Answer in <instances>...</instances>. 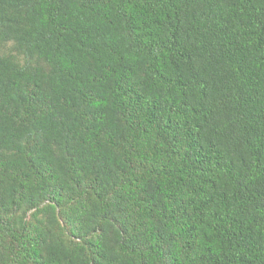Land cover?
I'll use <instances>...</instances> for the list:
<instances>
[{"label": "trees", "instance_id": "trees-1", "mask_svg": "<svg viewBox=\"0 0 264 264\" xmlns=\"http://www.w3.org/2000/svg\"><path fill=\"white\" fill-rule=\"evenodd\" d=\"M0 264H264V0H0Z\"/></svg>", "mask_w": 264, "mask_h": 264}]
</instances>
